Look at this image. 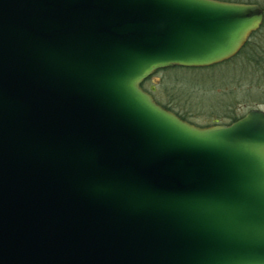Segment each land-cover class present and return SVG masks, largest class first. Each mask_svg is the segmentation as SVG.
<instances>
[{
  "label": "water",
  "instance_id": "95a60500",
  "mask_svg": "<svg viewBox=\"0 0 264 264\" xmlns=\"http://www.w3.org/2000/svg\"><path fill=\"white\" fill-rule=\"evenodd\" d=\"M262 21L220 0H0V264H264V111L201 128L141 88Z\"/></svg>",
  "mask_w": 264,
  "mask_h": 264
},
{
  "label": "trees",
  "instance_id": "16d2710c",
  "mask_svg": "<svg viewBox=\"0 0 264 264\" xmlns=\"http://www.w3.org/2000/svg\"><path fill=\"white\" fill-rule=\"evenodd\" d=\"M224 2H231V3H244L240 0H220ZM251 4H256L252 2H247ZM256 33H252L248 41L240 48V50L232 57H230L227 60H224L222 62L206 66V67H181V66H172L164 69L157 70L153 75L145 79L142 84L141 88L148 92L154 101L162 106L163 108L169 110L170 112L176 114L179 118L182 120L195 125L191 120L188 119L186 114H181L180 111L176 110L175 107L172 105L178 99L177 97H180L184 104L186 102L190 103L192 106L197 103L201 105H209L211 102V98H209L208 90L213 86L211 84L219 82H227L230 77L233 76V74H229L226 77H223L221 74L218 76V78H215L213 73L215 72H221L223 69H231L232 63H238V67L242 68L241 73L244 75L246 73V79L251 78L250 74L254 76V73L263 66L264 64V57H261L260 55V48L257 47L256 41H255ZM241 60L242 62H247L250 66V69H247L246 67L243 68L244 65H241L239 63ZM236 67V66H233ZM244 69V73H243ZM240 70V69H239ZM198 73H205L209 74V80L207 83H205L202 80H199L197 78ZM161 76V80L158 83V85H155L152 83V78L155 76ZM171 85L173 88V92L175 94H172L173 96H167L166 90L167 86ZM197 89L199 91H204L202 96L197 95ZM181 100V101H182ZM253 109L249 108V110ZM248 110V111H249ZM246 113H240L236 114L235 112H231L227 114V116L224 117L226 120L225 123H219V119L215 118L211 121L210 125L207 126H199L195 125L197 127L205 128V127H211V126H217V125H230L231 123L237 121L238 119L242 118Z\"/></svg>",
  "mask_w": 264,
  "mask_h": 264
},
{
  "label": "rangeland",
  "instance_id": "374dc122",
  "mask_svg": "<svg viewBox=\"0 0 264 264\" xmlns=\"http://www.w3.org/2000/svg\"><path fill=\"white\" fill-rule=\"evenodd\" d=\"M244 3L252 2L260 4L264 7V0H240ZM264 39V35H262ZM260 36V39H262ZM257 36H255V41L257 43ZM261 47L264 48V43ZM241 65H244L247 69H250V66L247 62H242L239 60ZM238 63H232V68L223 69L221 72L213 73L215 78L221 74L223 77H226L229 74H233L232 77L229 78L227 82H219L217 81L209 90V98H211V102L209 105H201L195 103L193 106L177 97L178 101L172 104L176 110L180 111L181 114H186L195 125L199 126H207L211 124V121L215 118L219 119V123H225V116L229 113L235 112L236 114L246 113L249 108L260 109L264 111V68H260L258 72L254 73V76L250 74L251 78L246 79V73H241L242 68L238 67ZM236 66V67H233ZM240 69V70H239ZM209 74L198 73L197 78L199 80L204 81L205 83L209 80ZM161 76H155L152 78V83L158 85L161 80ZM168 92V93H167ZM167 96H173L175 94L173 92V88L171 85L167 86L166 90ZM204 91H199L197 89V95L202 96ZM182 100V101H181Z\"/></svg>",
  "mask_w": 264,
  "mask_h": 264
},
{
  "label": "flooded vegetation",
  "instance_id": "af4514ba",
  "mask_svg": "<svg viewBox=\"0 0 264 264\" xmlns=\"http://www.w3.org/2000/svg\"><path fill=\"white\" fill-rule=\"evenodd\" d=\"M256 4H257V3H256ZM257 5H259V7H260V8L262 9V11H263V21H262V23L258 26V28H257L256 30H254L253 32H251V33L249 34V36H248L246 42H247L248 39L250 38L251 34L255 32V33H256V36H257V38H258L256 44H257V47L260 48L261 45H258V43H260V44H263V43H264V39L262 38V35H264V7H262L260 4H257ZM260 36H261L262 39H260ZM246 42H245V43H246ZM245 43H244V44H245ZM260 55H261V57H264V48H263V47L260 48ZM261 68H264V64H263V66H262Z\"/></svg>",
  "mask_w": 264,
  "mask_h": 264
}]
</instances>
